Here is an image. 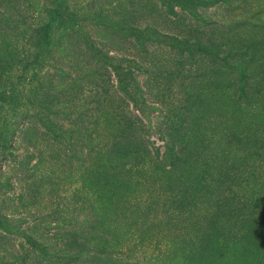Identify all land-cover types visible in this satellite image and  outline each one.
Returning <instances> with one entry per match:
<instances>
[{"label":"rangeland","instance_id":"1","mask_svg":"<svg viewBox=\"0 0 264 264\" xmlns=\"http://www.w3.org/2000/svg\"><path fill=\"white\" fill-rule=\"evenodd\" d=\"M233 167L264 264V0H0V264H199Z\"/></svg>","mask_w":264,"mask_h":264},{"label":"trees","instance_id":"2","mask_svg":"<svg viewBox=\"0 0 264 264\" xmlns=\"http://www.w3.org/2000/svg\"><path fill=\"white\" fill-rule=\"evenodd\" d=\"M95 84H96L95 82H91V83L89 82L87 84V87H89L90 90L99 89V86H95ZM261 166L263 167V164H261ZM232 169L233 170L231 172L234 171V178L238 177V181L236 180L230 181L232 179L231 175H225L221 177L220 175L217 174H214L209 179L211 185H215V184L218 185L217 188H218L219 197L217 204L215 206L216 210L212 220L211 219L206 220L208 227L204 226L206 225V223H203L202 220H199L201 213L200 214L197 213L195 216L193 215V218H191L190 216L188 218L189 226H191L192 232H194L192 234L195 235L194 237L203 236L205 232L207 233V235H205L206 239L203 241V244L200 248L202 253L199 254V257L201 258L199 264H210V263L216 264L212 262L213 260L215 261L213 251H215V253L216 252L219 253L221 249L223 250L225 248L227 249L228 244L231 243L234 239H236L235 237H237L238 239V235L231 236L230 238L232 240H229L230 233H228V236H225L224 233L221 234L220 231L224 232L226 229L223 225L222 220L220 222L216 221V219H218L220 215L223 216L222 219L226 218L225 214L234 215L235 211L240 209L245 204V199L247 198L246 195H241L242 192L240 191V187H238V185L240 182L242 184L247 182L248 180L247 177H251V176H246L247 174H249V172H246L245 169L237 170L234 167ZM256 174L257 172L255 170V175ZM224 178H226V181H222V179ZM210 213L211 212H206L205 215L206 214L210 215ZM209 231H211V233L215 232L214 233L215 236H212L211 233L210 235H208ZM235 249H238V246ZM218 264L221 263L219 262Z\"/></svg>","mask_w":264,"mask_h":264}]
</instances>
